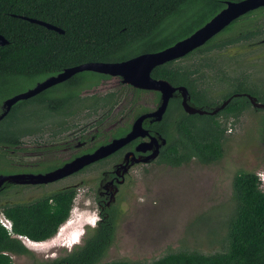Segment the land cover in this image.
Wrapping results in <instances>:
<instances>
[{
  "label": "trees",
  "instance_id": "trees-1",
  "mask_svg": "<svg viewBox=\"0 0 264 264\" xmlns=\"http://www.w3.org/2000/svg\"><path fill=\"white\" fill-rule=\"evenodd\" d=\"M239 1L242 0H234ZM227 2L233 0H0V35L8 42L0 47V107L24 81H40L84 63L121 62L165 49L200 28ZM256 13L260 15L251 19ZM22 17L57 27L63 34ZM263 17L264 8L234 21V25L242 21L236 28L239 31L234 32V46L250 47L264 38ZM232 28L233 22L188 56L204 57L233 46V33L218 39ZM203 57L184 66L177 61L157 67L151 76L162 77L172 85L185 86L196 107L220 105V102L209 101L208 91L199 88L206 80L204 68L210 71L206 65L209 58ZM217 72L216 80L223 81L225 72L222 69ZM87 74L78 73L73 78H84ZM241 75L234 76V94L233 77H230L232 89L222 97L223 101L230 99L221 111L226 120L239 117L251 107L245 95L264 104L262 84L250 85V75ZM210 76L214 79L213 73ZM45 102L47 109H53V105L62 100L39 93L16 103L0 120V175L9 174L7 149L22 143L27 133L39 130L45 117L34 107ZM28 107L34 110L29 112ZM258 111L255 109L254 113ZM178 119L179 132L172 139L171 154L164 156L165 164L180 167L193 154L207 164L221 158L225 131L222 125L212 117L187 116L182 112ZM253 125L256 136L259 126H264L262 115L255 117ZM259 185L254 173L238 172L233 176L235 207L225 227L227 246L223 251L209 254L171 252L147 264H264V193ZM73 198L74 194L64 190L32 203L0 207V213L11 223V231L0 225V264H13L12 257L21 256L32 258V264H135L126 260L103 262L114 240L117 219L114 213L88 231L83 244L74 246L65 256L45 262L33 259V252L17 237L42 242L54 236L68 218Z\"/></svg>",
  "mask_w": 264,
  "mask_h": 264
},
{
  "label": "flooded vegetation",
  "instance_id": "flooded-vegetation-1",
  "mask_svg": "<svg viewBox=\"0 0 264 264\" xmlns=\"http://www.w3.org/2000/svg\"><path fill=\"white\" fill-rule=\"evenodd\" d=\"M257 45H264V38L251 44V46ZM189 54L171 62L182 61ZM210 56L212 55H205L203 58H210ZM171 62H166L155 68ZM167 68H170V66ZM208 72L204 68L206 80H202L203 82L199 85L202 89L210 75ZM81 73L88 74L80 79H74L73 75L69 79L50 86L41 92L45 93L47 97L61 99L62 103L53 105V109H47L48 104L46 102L34 107L41 110L45 120L39 125V130L25 135L34 139L32 143H20L7 149L9 164V174L7 175H45L76 160L92 156L101 148L108 149L109 153L45 184L6 182L0 188V207L6 204L32 203L35 200L44 199L64 190H69L70 193L74 194L73 206L76 195L81 190L83 196L90 197V201H85V199L79 201L83 206H87V210L93 208L91 210L94 215L92 220H96V222L95 226L93 225L94 227L91 226L93 227L91 229L97 228L99 223L107 219L112 213L117 216V219H115L116 229L122 204L127 201L124 198L125 193H130L136 184V180L141 177L136 176L135 171L139 169L144 171L151 166L155 168L158 166L172 168L164 163V156L165 154H171L170 145L179 132L176 124H178L181 112L187 116L212 117L220 125L222 123L217 120V117H222L225 121L226 118L221 113L223 109L214 115L209 114L219 105L196 107L191 101V95L185 86L172 85L162 77L153 78L151 76L154 80L168 82L172 87H184L188 93L187 104L205 111V114L202 115L186 113L182 107V95L180 92L175 91L167 100L161 117L157 118L152 114L161 105L162 94L159 90L140 89L124 84L121 82L120 77H111L94 72ZM44 79L38 82H42ZM262 90L264 95L263 85ZM176 107L180 110H175ZM30 109L31 107L27 108L28 111ZM260 111L264 118V112ZM139 119H141V131L137 132L138 135L123 144H119L118 141L124 139L131 132L134 124ZM258 131L259 133L255 136V128L252 124L251 130L247 131V133H250V137L245 138V141L249 144L241 143L242 141H239V143H241L240 146L243 147L244 152H249L252 148V142L255 144L257 164L264 169V126H259ZM225 132L223 133L224 140L219 160L214 163H201L193 154L185 166L194 163L197 167L207 169L218 165L224 154ZM34 137L37 139L36 141ZM249 154L254 157V151L249 152ZM254 164L253 161L252 166ZM81 229L82 236L77 246H81L85 234L92 231L88 229V225H83Z\"/></svg>",
  "mask_w": 264,
  "mask_h": 264
},
{
  "label": "rangeland",
  "instance_id": "rangeland-1",
  "mask_svg": "<svg viewBox=\"0 0 264 264\" xmlns=\"http://www.w3.org/2000/svg\"><path fill=\"white\" fill-rule=\"evenodd\" d=\"M259 15L256 13L250 17L254 20ZM241 22L234 25V32L239 31H236V28ZM230 31L221 34L218 39L231 35L233 28ZM208 55L212 56L206 65H209L208 73L210 75L213 73L214 79L209 75L203 89L208 91L206 97L209 101L221 103L222 97L232 89L229 78L233 77V46ZM201 57L203 56L194 54L178 61V64L188 65ZM218 69L225 72L223 81L216 80ZM240 74L250 75L251 81L248 84L259 83L264 86V45L234 46V76ZM38 81H24L13 89L14 94L31 89ZM199 88L202 89L201 86ZM31 109L34 110L33 107ZM254 112L255 109L251 106L235 119L228 118L225 121L222 117H217L225 127L226 140L223 158L215 167L205 169L192 163L177 168L151 166L144 171L136 170L135 175L141 177L136 180L131 192L125 193L124 198L127 201L122 204L114 240L103 262L126 260L135 264H147L171 252L197 251L209 254L223 251L227 246L225 227L227 228L235 207L232 194L233 176L245 171L256 176L264 175V169L257 164L255 144L252 142V148L249 150L250 153L254 151V157L250 156L248 151L244 152L240 146L244 142L249 144L245 141V138L250 137L247 131L251 130L255 117L262 115L260 110L258 114ZM32 141L34 139L28 136L21 139L22 143ZM261 185L264 186V182L260 181V189L263 190L264 187L261 188ZM89 198L83 196L81 190L76 195L72 206L74 212L69 218L75 220L76 227H81L85 221L93 218L91 217L93 208L87 210V206H83L79 201L83 199L87 201ZM77 220L79 221L76 222ZM76 227L71 226V229L80 228ZM93 227L88 226V229ZM62 233L61 238L37 244L39 246L33 245L32 248L37 246L33 249L29 247L33 252V259L50 261L65 256L77 246V244L68 246L70 236L64 233V230ZM12 261L13 264L33 263L32 258L25 256L12 257Z\"/></svg>",
  "mask_w": 264,
  "mask_h": 264
},
{
  "label": "water",
  "instance_id": "water-1",
  "mask_svg": "<svg viewBox=\"0 0 264 264\" xmlns=\"http://www.w3.org/2000/svg\"><path fill=\"white\" fill-rule=\"evenodd\" d=\"M264 7V0H242L239 2H234V21L245 14L252 12L258 8ZM22 19L45 27L48 30L55 31L59 34H63V31L57 27L38 21L35 19L24 18ZM233 22V2H227L223 9L216 13L210 20L203 24L200 28L195 30L189 36L175 42L171 46L166 47L157 52L140 54L138 56L129 58L127 60L115 63H84L74 67L66 68L62 72L49 76L42 82H38L31 89L24 92L12 95L11 97L3 100L0 107V120H2L10 111L12 106H14L19 101L30 99L43 90L50 86L63 82L73 75L81 72H94L104 75H109L111 77H120L121 82L124 84H129L133 87L140 89H156L162 94L161 105L159 109L153 113V116L160 118L164 109L166 107L167 100L172 96L175 91H178L182 95V107L183 110L188 114H205V111L193 108L187 104V91L184 87H172L168 82L162 80H154L150 76V72L156 66H160L166 62H171L178 60L190 52L202 47L211 38L219 34L223 29H225L229 24ZM8 42L0 35V47L6 45ZM238 96V95H235ZM248 102L254 109H260L264 112V104L259 103L256 98L245 95ZM229 103V99L222 102L221 105L213 109L209 114L214 115L220 110L224 109ZM139 119L133 126L131 132L122 140L118 141L119 144H123L128 140L137 136V132L141 131ZM104 151V152H103ZM109 153L106 148H101L96 151L92 156H87L76 160L70 164L63 166L62 168L50 172L45 175L37 174H20V175H0V188L6 182H12L15 184H41L54 181L61 178L62 176L70 173L73 170L81 168L83 165L99 159ZM92 217V216H91ZM67 221V220H66ZM62 223V227L65 223ZM92 226V225H91ZM82 231V230H81ZM58 232V230H57ZM56 234L46 241L42 242H32L26 238H19L22 244L27 247V243L31 244H43L47 241H51L55 238Z\"/></svg>",
  "mask_w": 264,
  "mask_h": 264
},
{
  "label": "bare ground",
  "instance_id": "bare-ground-1",
  "mask_svg": "<svg viewBox=\"0 0 264 264\" xmlns=\"http://www.w3.org/2000/svg\"><path fill=\"white\" fill-rule=\"evenodd\" d=\"M74 221L75 220H71V219H68V221L59 229V231H58V233L56 234V236H55V238L54 239H58V238H61V236L63 235V233L61 234V232H62V230H64V233L66 232L67 233V235H69L70 236V243L68 244V246H71V245H74V244H77L78 243V241H79V239H80V237L82 236V227H83V225H93L95 222H96V220H90V221H85V224H83L80 228L79 227H76V223L74 224ZM79 220H77L76 222H78ZM73 224H72V223ZM72 224V225H71ZM69 225H71V226H73V227H76V228H79L78 230H72L71 229V226H69ZM75 225V226H74ZM65 229H67V230H65ZM26 244H27V247H31V249H33V248H35V247H37V246H39V245H37V244H31V243H27V242H25ZM44 244V243H43ZM33 245H37V246H35V247H33L32 248V246Z\"/></svg>",
  "mask_w": 264,
  "mask_h": 264
},
{
  "label": "clouds",
  "instance_id": "clouds-1",
  "mask_svg": "<svg viewBox=\"0 0 264 264\" xmlns=\"http://www.w3.org/2000/svg\"><path fill=\"white\" fill-rule=\"evenodd\" d=\"M257 177H258L259 183H260V181H261V182H264V175L261 174V175L259 176V174H257ZM262 187H264V186L261 185V188H262ZM259 188H260V185H259ZM260 190H262V189H260ZM262 192L264 193V189L262 190ZM73 212H74V208H72V209L70 210V212H69V216H68V218L66 219L67 221H68V219L71 217V215H72ZM92 216H93V215H92ZM1 218L7 220V219L3 216L2 213H0V219H1ZM94 219H96V218L94 217ZM66 220H65V221H66ZM7 221H8V220H7ZM65 221H64V222H65ZM67 221H66V222H67ZM8 222L10 223V221H8ZM64 222H63V223H64ZM0 225H1V224H0ZM10 225H11V223H10ZM93 225H95V223H94ZM93 225H92V226H93ZM1 226H2V225H1ZM88 226H91V225H88ZM60 228H61V226H59L58 231H59ZM5 229H6V228H5ZM6 230H7V229H6ZM7 231H9V230H7ZM10 231H11V229H10ZM57 233H58V232H56L55 234H57ZM55 234H54V235H55ZM17 238L19 239V238H22V237H21V236H18ZM23 238H26V237H23ZM26 239H27V238H26ZM19 240H20V239H19ZM28 240H29V239H28ZM20 241H21V240H20ZM29 241H30V240H29ZM43 242H44V241H43Z\"/></svg>",
  "mask_w": 264,
  "mask_h": 264
},
{
  "label": "built area",
  "instance_id": "built-area-1",
  "mask_svg": "<svg viewBox=\"0 0 264 264\" xmlns=\"http://www.w3.org/2000/svg\"><path fill=\"white\" fill-rule=\"evenodd\" d=\"M0 224H1L4 228H6L7 230L10 231V229H11V225H10V223H9L7 220L1 218V219H0Z\"/></svg>",
  "mask_w": 264,
  "mask_h": 264
}]
</instances>
